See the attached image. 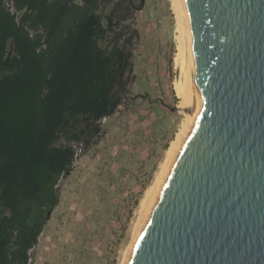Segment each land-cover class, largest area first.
I'll list each match as a JSON object with an SVG mask.
<instances>
[{
	"label": "trees",
	"instance_id": "trees-1",
	"mask_svg": "<svg viewBox=\"0 0 264 264\" xmlns=\"http://www.w3.org/2000/svg\"><path fill=\"white\" fill-rule=\"evenodd\" d=\"M131 0H0V264H30L78 147L128 93Z\"/></svg>",
	"mask_w": 264,
	"mask_h": 264
},
{
	"label": "water",
	"instance_id": "water-1",
	"mask_svg": "<svg viewBox=\"0 0 264 264\" xmlns=\"http://www.w3.org/2000/svg\"><path fill=\"white\" fill-rule=\"evenodd\" d=\"M181 145L127 264H264V0H185Z\"/></svg>",
	"mask_w": 264,
	"mask_h": 264
},
{
	"label": "rangeland",
	"instance_id": "rangeland-1",
	"mask_svg": "<svg viewBox=\"0 0 264 264\" xmlns=\"http://www.w3.org/2000/svg\"><path fill=\"white\" fill-rule=\"evenodd\" d=\"M131 1L137 38L128 93L100 120L98 142L78 147L30 264H121L139 202L184 118L173 89L179 77L173 0Z\"/></svg>",
	"mask_w": 264,
	"mask_h": 264
},
{
	"label": "bare ground",
	"instance_id": "bare-ground-1",
	"mask_svg": "<svg viewBox=\"0 0 264 264\" xmlns=\"http://www.w3.org/2000/svg\"><path fill=\"white\" fill-rule=\"evenodd\" d=\"M178 26V47L176 54V65L179 67V77L173 83L175 95L178 98L177 106L183 113V120L175 137L171 140L166 150V157L159 167V171L155 175V180L146 188L139 202L138 216L132 230L131 241L126 248L121 264H127L131 249L142 228L160 190L165 176L167 175L172 160L178 151L189 122L192 119L190 112V85L191 79L195 71V59L192 50V33L189 15L186 9L185 0H173Z\"/></svg>",
	"mask_w": 264,
	"mask_h": 264
}]
</instances>
